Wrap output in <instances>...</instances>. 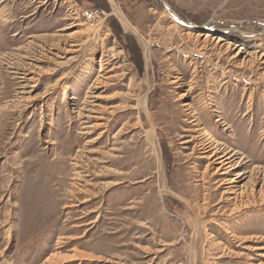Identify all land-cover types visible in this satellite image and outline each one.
<instances>
[{"label": "rangeland", "instance_id": "1", "mask_svg": "<svg viewBox=\"0 0 264 264\" xmlns=\"http://www.w3.org/2000/svg\"><path fill=\"white\" fill-rule=\"evenodd\" d=\"M136 1L0 6V264H264V0Z\"/></svg>", "mask_w": 264, "mask_h": 264}, {"label": "bare ground", "instance_id": "2", "mask_svg": "<svg viewBox=\"0 0 264 264\" xmlns=\"http://www.w3.org/2000/svg\"><path fill=\"white\" fill-rule=\"evenodd\" d=\"M7 0H0V6L6 2ZM110 2L113 3L114 5V11L118 13V15L122 18V21L125 23L124 25H126L128 28H131L133 30H136L132 24L125 18V16L122 14V12L119 10V8L117 7V5L115 4L114 0H110ZM6 16V15H4ZM180 21V19H177ZM198 37V36H197ZM201 37V36H200ZM210 37H212L210 34H207L206 36V40H208ZM205 46V45H204ZM77 48V47H76ZM239 56V54H236L233 58H237ZM264 56V54H263ZM102 64V63H101ZM248 63L244 62L241 63V66L243 65H246ZM101 66V65H100ZM102 69L100 70V73H103L104 72V68L103 66L101 67ZM108 79L110 78H105V76L101 77V80H99L98 82V86H105L107 85L108 83ZM181 79H178L176 78V80H174L172 82L173 85H177L178 87H181L182 83H181ZM20 89H25V88H20ZM193 88H191L190 90H192ZM25 93V92H23ZM186 95L185 94H182L180 96V98L183 100V98H185ZM23 97H21L20 99H22ZM183 107L186 109V111H191L192 110V106L189 104V103H184L183 104ZM146 108V107H145ZM81 115V113H79V116ZM90 118V117H89ZM94 119V118H93ZM195 120H192L191 122H189L190 124L193 125V127H200V121L196 118H194ZM218 122H223L222 119H218ZM224 124V123H223ZM102 124H97L96 125V128L97 127H101ZM91 128H95V126H91ZM95 130V129H94ZM188 131V130H187ZM194 131V130H193ZM197 131H201V130H197ZM203 132V133H202ZM200 132L201 134H199L198 137L194 138L193 141L195 140H199L198 143H197V148H201L199 150L202 151V155H203V158H206V160L209 161V165L207 166V169L210 165H213L214 166V169H215V175H219L221 177V185H228V188H227V192L226 193H229L231 195L230 199L229 200H232V201H236V200H240V198L242 196H244L242 193V189L241 188H238V184L240 183V181H242L241 179L243 177H245V175L249 172H240L236 175H234V177L230 176L231 174L234 173V171L239 167V165H241L240 162L237 161V155L238 153H236L235 150L231 149V148H228V149H223L221 147V144H216V140L210 135L208 134V132L203 129V131ZM191 133V132H189ZM102 135V134H101ZM102 137V136H101ZM101 137H98L96 140H99L101 139ZM185 137V136H184ZM186 138V137H185ZM186 143H189L187 141H185ZM212 167V166H210ZM206 169V170H207ZM239 169V168H238ZM214 175V176H215ZM204 179V177H202ZM219 178V177H218ZM246 179V177L244 178ZM243 179V180H244ZM248 179V177H247ZM264 186V185H263ZM244 187V186H242ZM164 190L166 192H168L169 190L166 189V187L164 188ZM249 199V198H248ZM245 200V199H244ZM250 200V199H249ZM231 201V202H232ZM229 202V201H228ZM255 203V202H254ZM245 204V203H244ZM246 206V205H245ZM253 241V240H252ZM261 246V245H260ZM256 249V248H255ZM259 251L260 250H264V246L263 247H260L258 248ZM264 252V251H263ZM73 258V257H72ZM75 259H78V258H75Z\"/></svg>", "mask_w": 264, "mask_h": 264}, {"label": "crops", "instance_id": "3", "mask_svg": "<svg viewBox=\"0 0 264 264\" xmlns=\"http://www.w3.org/2000/svg\"><path fill=\"white\" fill-rule=\"evenodd\" d=\"M141 1L142 0H140V2H139V4L138 5H140L141 4ZM168 0H166V2H167ZM171 1V0H170ZM168 2V3H171V2ZM182 1H184V0H182ZM136 0H122V5L123 6H129V5H132V6H135V4H136ZM160 2H165V0H155L154 2H153V4L156 6V9H158L157 7H159L160 5H161V3ZM198 2V0H189V3H185L184 5L185 6H188L187 7V11H186V7H185V10H183V12L184 13H188V14H190V13H193V14H195L196 12H199V11H203V12H210V10H208V4H210V3H216L217 5H218V9L217 10H219V5H220V2H219V0H211V2H206L205 3V1L204 0H202L201 2L203 3L201 6H202V10H200V9H198L197 8V5L199 4V2H198V4L197 5H195V3H197ZM136 7V6H135ZM135 7H133V10L135 9ZM138 7H140V6H138ZM191 10V12H189ZM162 11V10H161ZM135 12V11H134Z\"/></svg>", "mask_w": 264, "mask_h": 264}, {"label": "built area", "instance_id": "4", "mask_svg": "<svg viewBox=\"0 0 264 264\" xmlns=\"http://www.w3.org/2000/svg\"><path fill=\"white\" fill-rule=\"evenodd\" d=\"M87 18H89L90 20H94L100 17L99 12L98 11H87L86 14Z\"/></svg>", "mask_w": 264, "mask_h": 264}]
</instances>
